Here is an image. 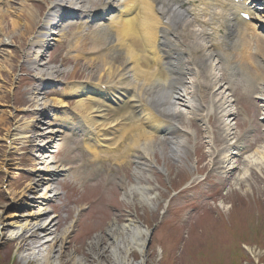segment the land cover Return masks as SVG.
<instances>
[{
    "label": "rangeland",
    "instance_id": "rangeland-1",
    "mask_svg": "<svg viewBox=\"0 0 264 264\" xmlns=\"http://www.w3.org/2000/svg\"><path fill=\"white\" fill-rule=\"evenodd\" d=\"M51 1L0 0L5 13L0 15V220L9 224L18 215L31 221L27 215L36 212L38 201L21 196L29 183H36L32 176L44 179L46 168L35 167L43 155L58 176L41 208L58 224L57 232L66 231L65 241L52 254L55 264H72L74 255L85 264H264V104L254 82H248L233 60L236 36L221 38V22L233 18L231 0H190L191 12L175 23L177 33L185 28L195 41H211L216 46L213 52L221 54L208 62L199 59L197 67L187 65L182 91L185 100L193 99L192 107L189 110L179 102L173 107L176 125H163L180 132L185 153L175 158L162 130L150 132L154 137L150 151L138 149L133 157L127 152L121 169L116 157L126 147L107 153L93 149L104 160L87 165L92 150L83 142L85 131L57 117L82 115L75 108L77 96L67 87L87 81L100 82L101 87L117 82L104 75V68L87 64L89 53L76 58V42L92 33L97 39L86 47L90 52L95 45L112 41L107 20L116 15L123 0H102L92 7L104 9L96 17L86 6L81 16L67 14L65 5L63 13L55 9L60 18L54 39L30 46ZM105 3L109 7L104 8ZM252 5L260 8L258 3ZM27 14L33 23L26 22ZM250 26L264 38L258 20L252 18ZM41 35L46 39L48 34ZM178 45L190 52L186 43ZM220 45L222 50L217 51ZM114 52L112 57H117ZM191 56L185 61L191 62ZM262 60L258 57L264 77ZM126 65L121 60L119 69ZM51 70L60 74H50ZM213 82L218 85L211 89ZM62 92L60 104L62 97L56 94ZM35 98L40 106L32 104ZM26 126L32 128L29 136L37 131L45 134L40 145L21 139ZM55 154L57 165L51 164ZM140 187L147 188L145 197ZM131 223L145 240L141 253L134 245L126 253ZM98 252H103L105 261L95 260ZM37 262L19 243L0 236V264Z\"/></svg>",
    "mask_w": 264,
    "mask_h": 264
},
{
    "label": "bare ground",
    "instance_id": "bare-ground-1",
    "mask_svg": "<svg viewBox=\"0 0 264 264\" xmlns=\"http://www.w3.org/2000/svg\"><path fill=\"white\" fill-rule=\"evenodd\" d=\"M200 1V3H203L205 0ZM214 1L220 2L219 0ZM225 1L229 2V0ZM236 1L239 2L235 4L234 0L230 1L232 4L230 6L234 11L230 15H233V18L230 16L231 19L221 22V38L223 40L225 34L236 36L232 53L233 60L246 74L248 82H254L253 89L262 98V104H264L263 68L258 61V57H260L264 63V38L256 34L257 27L250 26V21L253 18L259 21V28L264 30V0ZM99 2L103 1H51L52 8H49L50 12L44 17L42 26L30 46L46 45L48 41L54 39L53 36L56 35L54 32L55 27L59 25V21H56L60 18L55 13V9L63 13L65 8L63 6L65 5L70 11L66 12L67 14L80 13L79 16H81L83 12H87L82 11L86 6L85 9L91 8V10H94L92 12L96 17L100 14L99 12H104V9L98 11L100 7L92 9ZM255 3H258L260 8L252 5ZM219 6L224 8L226 5L219 4ZM107 7H109V4L105 3L104 8ZM191 7L190 0H123L116 15L107 20L109 24L106 29L113 34L114 39L112 41L104 42L100 46L95 45L92 51L87 52L86 47L89 43L92 44V39L96 40L97 38L92 33L78 38L76 58L80 59L82 55L89 53L91 57L87 64L90 67L100 66L106 70L104 75L108 79H118L117 82L108 81L104 83L105 87H101L100 82L91 83L90 81L85 82L82 86L72 85L71 88L67 87L69 93L77 96L78 100L75 108L83 116L62 115L57 119L71 127H82L85 131L84 137L86 139L83 142L87 149L92 150L89 151L92 159L86 162L87 165H92L96 160H104V157H99L93 149H98L99 153H107L126 147L127 150H123V153H119L116 157L119 158L118 164L120 166L118 168L121 169L127 161L129 155V153L126 154L127 152H130L131 157H133L139 152L138 149L144 152L150 151V146L154 141V137L150 132L156 133L159 130H162L166 138L165 141L171 147L170 151L175 158H179V155L185 153L184 141L180 140V132L176 128L164 129L163 125H176L173 121L175 115L173 107L176 104L178 105L179 102L183 103L189 110L192 107L193 99L188 98L185 100L186 95L182 91L183 77L187 71V65L193 64L197 67L199 59L208 62L211 57L219 58L221 56L219 52H213L216 46L210 43L211 41H206L204 44L198 43L195 41V37H192L193 34L185 28L179 33L176 32L175 23L183 15H188L191 12ZM251 11L258 12L259 15L255 17ZM244 14L248 15V21L242 18ZM0 15H5V13L0 10ZM19 16L22 17L21 12ZM101 16L99 17L101 18ZM25 18L27 23H33V20H27L32 19V15ZM235 22L236 24H234ZM81 26H84L83 23ZM82 27L81 29H83ZM42 32L48 34L46 39L41 35ZM180 41L186 43L190 52L186 49L187 53H185L180 49L178 45ZM220 50H222L221 45L217 51ZM112 51H115L114 53H117L118 56L112 57V53H110ZM188 54L192 55L190 57L191 62L185 61ZM34 59L37 60L38 56L36 55ZM121 60L127 65L119 69ZM31 63L35 62L32 61ZM50 74L59 75L60 73L58 70H51ZM217 85L218 83L213 82L210 88L213 89ZM56 95L62 97V101L60 100L59 103H64L63 92ZM32 101L33 105L40 106L38 98ZM151 101H154L155 105L150 104ZM105 102H110L116 107H112L111 104L107 105ZM37 122L39 123L36 119L35 123ZM30 128V126H26L22 130L23 132L20 133L21 139H25L31 144L37 143L36 146L40 145L45 134L35 131L36 133L29 136ZM48 146L50 149L52 148L50 144ZM41 150L43 149L40 148L36 152ZM52 159L51 164L57 165L56 154ZM139 165L137 164V166ZM40 166L46 168L43 174L44 179H41L38 175L32 176L31 180L36 183L33 185L29 183L21 196L22 199H28L27 201H38L36 212L27 215V218H31V221L28 222L24 216L18 215H13L17 218L16 222H24L18 226L16 222L4 224L0 220V236H6L10 241L19 243L21 250L32 256L36 262L38 261L37 264H55L52 254L55 253L57 246L65 241L66 231L57 232L56 227L58 224H54L51 221L50 213L41 207L42 203L46 202L47 193L51 191V185L56 181L58 174L55 170L49 169L46 157L43 155L35 164L36 168ZM103 167L105 168V166ZM140 190L142 196L145 197L143 191L147 188L140 187ZM30 192L33 196L27 195ZM130 226L133 228L129 235V242H127L130 247H125L127 249L126 253L131 250V245H134V248L141 253L145 240L140 237L141 231L135 228L133 223ZM16 227V231L11 230V228ZM143 234L147 235V232L143 231ZM101 254L100 252L97 253L95 260L98 263L105 261V256ZM125 256L127 255L125 254ZM70 261L72 264H85L81 263L75 255L71 257ZM86 264L88 263L86 262Z\"/></svg>",
    "mask_w": 264,
    "mask_h": 264
}]
</instances>
